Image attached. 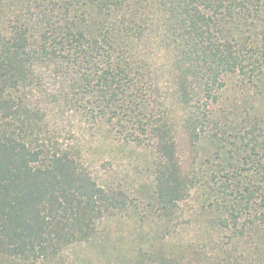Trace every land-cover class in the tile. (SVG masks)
Here are the masks:
<instances>
[{
  "label": "trees",
  "instance_id": "1",
  "mask_svg": "<svg viewBox=\"0 0 264 264\" xmlns=\"http://www.w3.org/2000/svg\"><path fill=\"white\" fill-rule=\"evenodd\" d=\"M151 37L168 56L167 98ZM40 68L57 111L153 148L159 214L204 191L221 236L210 251L157 252L159 264H264V0H0V264H53L125 206L53 137L49 105L30 102Z\"/></svg>",
  "mask_w": 264,
  "mask_h": 264
},
{
  "label": "rangeland",
  "instance_id": "2",
  "mask_svg": "<svg viewBox=\"0 0 264 264\" xmlns=\"http://www.w3.org/2000/svg\"><path fill=\"white\" fill-rule=\"evenodd\" d=\"M149 38L147 58L154 71L158 96H170L168 56ZM153 43V44H152ZM38 85L28 94L41 109L49 105L50 130L59 144L73 146L79 161L96 183L106 191L120 193L125 206L104 215L97 222L95 236L88 242L65 248L53 264H159L157 252L168 256L175 246L193 244L210 251V239L221 236L209 227L210 214L201 210L204 191L196 188L167 218L159 214L151 195L159 159L152 147L124 141L99 120H86L73 111H57L56 103L41 98V68ZM54 84L50 82L48 87ZM200 155L208 152L200 143Z\"/></svg>",
  "mask_w": 264,
  "mask_h": 264
}]
</instances>
